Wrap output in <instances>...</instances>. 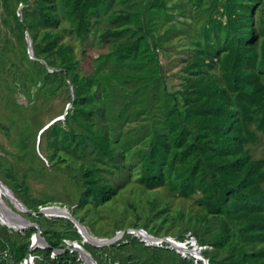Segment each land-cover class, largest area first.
I'll return each instance as SVG.
<instances>
[{"label":"trees","instance_id":"1","mask_svg":"<svg viewBox=\"0 0 264 264\" xmlns=\"http://www.w3.org/2000/svg\"><path fill=\"white\" fill-rule=\"evenodd\" d=\"M2 1L10 7L11 0ZM17 1L24 5L23 17L14 14L18 38L26 45V31L31 34L37 57L31 62L41 68L42 80L45 84H62L69 79L75 93L72 107L64 114L65 124L56 121L43 133L47 132L54 150L63 149L71 156L88 155L80 201L104 204L124 180L128 165L114 147L105 123L95 121L105 109L100 78L96 73L80 72L73 45L63 39L70 31L83 43L91 40L100 30L102 16L117 0ZM204 1L195 0L198 10L193 11L213 9L215 13L202 26L185 59L183 72L190 78L172 93L175 98L181 96L185 109L180 108L178 100L166 106L164 126L153 133L146 149L137 152L138 181L147 188L165 186L175 197L196 196L201 216L209 224L205 233L214 232L210 237L199 229L192 233L199 243L212 245L204 252L212 264H264V155L257 156L253 151V145L264 135V15L257 16L259 11L264 14V0H207L206 6ZM142 4L149 9H170L167 0H142ZM181 13L187 16L185 11ZM168 15L176 16L170 11ZM131 18L129 12L113 13V26L99 31L100 40L122 38L126 29L115 26ZM64 19L70 21L69 29L63 27ZM150 32L148 29L147 34L118 43V61H136L139 68L161 73L162 65L149 41ZM19 186L13 183L11 188L25 200ZM46 203L50 201L25 202L33 209ZM34 220L54 245L64 236L80 238L69 219H49L40 214ZM52 224L60 225L53 230ZM132 226L141 228L138 223ZM30 233L10 232L0 225V246L10 248L18 259L28 249ZM187 236V232L176 235L180 239ZM130 244L155 251L147 260L138 255L126 257L130 264H165L162 255L169 253L180 257L183 264H195L173 248L146 245L129 233L112 247L121 252ZM86 246L91 252L89 246L97 249L92 244ZM73 264L79 263L74 260Z\"/></svg>","mask_w":264,"mask_h":264},{"label":"rangeland","instance_id":"2","mask_svg":"<svg viewBox=\"0 0 264 264\" xmlns=\"http://www.w3.org/2000/svg\"><path fill=\"white\" fill-rule=\"evenodd\" d=\"M194 2L167 0L170 9L166 10L164 7L145 8L142 0H117L107 15L102 16L100 30H95L91 40L83 43L70 31L65 33L63 41L73 45L80 72L96 73L100 78L101 102L105 109L103 116L95 121L105 123L114 147L123 154L128 165L116 192L104 204L95 205L88 200L80 201L88 155L71 156L63 149L54 150L47 132L43 133L56 121L65 124L64 114L72 107L74 89L69 79L62 84L44 83L41 68L31 62L35 59L29 53L28 36L31 34L26 31L25 45L15 27L14 14L23 17V3L11 0L7 8L0 0V180L10 188L13 183L20 185L29 203L50 201L76 206L75 217L100 239L112 238L118 229L131 228L134 223L175 236L184 232L189 235L197 229L206 237L211 235L213 229L205 233L209 224L201 216L196 196L175 197L165 186L145 187L138 181L139 167L135 162L139 159L137 152L146 149L153 133L164 126L166 106L178 100L180 108L185 109L181 96L177 99L172 93L178 92L190 78L183 72L185 59L194 48L202 26L215 13L213 9L195 13L198 9ZM207 4L208 1H204V6ZM119 11L132 14L128 22L115 26L126 29L125 34L119 39L101 41L99 31L113 26L111 15ZM168 11L176 16L170 17ZM182 11L187 16H183ZM259 15L264 14L259 11ZM62 25L67 29L71 27L68 19H64ZM148 29L151 30L149 41L162 65L161 73L152 68H139L136 61H118L115 54L118 43L147 34ZM253 151L257 156L264 155V135L253 145ZM16 196L26 202L19 192ZM39 219L46 224L44 217ZM57 226L51 225L53 230ZM115 242L96 246L98 250L89 246L100 264H130L126 258L130 255L147 260L155 252L140 244H130L118 252L112 247ZM162 256L165 264H183L174 254Z\"/></svg>","mask_w":264,"mask_h":264},{"label":"built area","instance_id":"3","mask_svg":"<svg viewBox=\"0 0 264 264\" xmlns=\"http://www.w3.org/2000/svg\"><path fill=\"white\" fill-rule=\"evenodd\" d=\"M75 208L76 206L71 207L62 203H46L39 204L38 208L33 209L25 203H17L9 195L2 197L0 195V225L7 227L10 232L26 234L31 231L27 239L28 249L25 255L18 259L15 258L14 252L10 248L0 246V264H73L74 260L79 264H91V261L100 264L86 246V244H92L90 238L85 237L81 229L82 226L73 220ZM40 214L49 219L72 220L80 233V238L64 236L59 244H52L43 227L34 220V217H38ZM86 231L88 232L87 228ZM127 233L139 238L149 246L173 248L183 256L192 259L195 264H212L204 253L205 250L212 248V245L199 243L193 233L189 234L186 239H180L171 235H157L145 228L131 227L118 230L114 237L119 240L124 238ZM92 236L96 239L100 238L96 235Z\"/></svg>","mask_w":264,"mask_h":264},{"label":"water","instance_id":"4","mask_svg":"<svg viewBox=\"0 0 264 264\" xmlns=\"http://www.w3.org/2000/svg\"><path fill=\"white\" fill-rule=\"evenodd\" d=\"M28 45H29V53H30V55H31L33 58L37 59V57L35 56V53H34L33 39H32L31 36H28ZM0 182L3 183V184H5L2 180H0ZM5 185H6V184H5ZM6 186H7L8 189L11 190L10 193L12 194V196H11V195H9V196H10L14 201H16L17 203H19V204H24L22 201L19 200V198L16 196L15 192H14V191H13L8 185H6ZM73 220L76 221L77 223H79L81 226L83 225V224L81 223V221H80L79 219H77L75 216L73 217ZM83 226H84L83 228H85V225H83ZM85 229H86V228H85ZM94 239H96V238H93V240H91V243H92L94 246H99V245H101V244H98ZM117 239H118L117 237H112V238H107L106 241H101V239L98 238V240L101 241L102 244L111 243V242H114V241L117 240Z\"/></svg>","mask_w":264,"mask_h":264},{"label":"bare ground","instance_id":"5","mask_svg":"<svg viewBox=\"0 0 264 264\" xmlns=\"http://www.w3.org/2000/svg\"><path fill=\"white\" fill-rule=\"evenodd\" d=\"M10 189H8L7 188V186L5 185V184H3V183H1L0 182V195H1V197L4 195V196H8V195H11L12 196V194L10 193ZM10 197V196H9ZM84 226L82 225V227H81V229H82V232H83V234L85 235V237H87V238H90V240H93V236L92 235H94V234H92L89 230H88V232L86 231V229L85 228H83ZM106 239L107 238H105V239H102L101 238V241H106ZM98 244H101L102 245V243H101V241H99L98 239H94ZM91 264H96L94 261H91Z\"/></svg>","mask_w":264,"mask_h":264}]
</instances>
